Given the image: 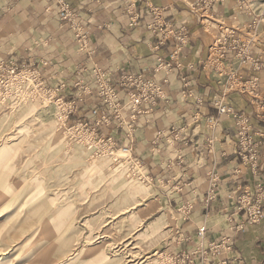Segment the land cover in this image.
<instances>
[{
  "label": "crops",
  "instance_id": "obj_1",
  "mask_svg": "<svg viewBox=\"0 0 264 264\" xmlns=\"http://www.w3.org/2000/svg\"><path fill=\"white\" fill-rule=\"evenodd\" d=\"M69 1L84 21V43L48 1L0 0V58L35 63L46 82L66 86L67 97L80 91L76 81L84 79L94 85L90 71L94 64L113 77L142 72L162 83V96L143 103L130 140L117 128H107L117 141L130 143L132 155L145 163L152 177L147 187L141 185V199L129 201L124 208L139 205L143 212L127 243L146 227L153 236L160 234L155 246L166 242L177 250L206 247L226 235L231 237L232 248L223 249L210 264L223 260L226 264H264V215L257 223L237 227L245 214L236 198L245 192L255 196L264 183V67L258 71L259 97L238 88L226 92L227 104L251 117L254 142L261 147L255 174L238 154L235 116L219 114L215 104L226 84L210 59V46L225 26L248 36L249 16L239 10L240 1L217 0L205 12L193 0ZM233 12L238 19H232ZM183 23L189 38L177 51L178 40L165 37V27ZM253 40L256 56L264 62L262 32L256 31ZM158 57L171 67L155 71ZM251 66L237 57L233 60V68L247 72ZM86 95L89 107L99 101L95 92ZM210 117L216 119L214 124ZM201 227L204 235L199 234Z\"/></svg>",
  "mask_w": 264,
  "mask_h": 264
},
{
  "label": "rangeland",
  "instance_id": "obj_2",
  "mask_svg": "<svg viewBox=\"0 0 264 264\" xmlns=\"http://www.w3.org/2000/svg\"><path fill=\"white\" fill-rule=\"evenodd\" d=\"M216 1L193 0V3L197 9L205 12ZM239 1V10L249 16L246 24L248 36L244 37L236 27L225 26L218 37L227 40L228 73L225 71L223 75L219 74L226 84L229 73H234V81L228 83L234 84L232 89H239L237 83L254 81L255 90L243 92L259 97L261 87L258 71L264 67V62L256 56L253 35L261 31L264 38V0ZM48 2L57 8L59 15L57 3ZM230 16L233 20L238 19L235 12ZM79 18L82 17L79 15ZM62 21L70 27L69 23ZM168 26L165 27L164 35L167 34ZM178 44L179 41L176 49ZM235 57L241 62H251L250 71L233 68ZM158 59L165 66L168 63L161 57ZM5 60L15 61L19 70L34 65L16 58H0V63ZM159 62L154 67L155 71ZM94 68L102 69L100 71L105 73V81L118 91V99L110 98L107 101L97 93L92 83L84 79L83 82L90 84L93 89L86 91L79 87L80 83L75 84L80 91L73 97L65 96V85L56 93L53 92L55 86L46 82L42 73L38 77L43 83L37 87H6L4 79L0 80V264L212 263L223 249L232 248V243L228 241L231 240L230 236L225 235L220 241H210L219 244L218 248L211 247L209 242L206 247L200 244L193 250H177L169 248L166 242L155 246L160 234L153 236V232L146 227L127 243L128 234L143 212L139 210V205L135 209L124 208L129 201L133 202L137 197L136 200L141 199V187H147L152 177L145 163L132 155L130 143L117 141L107 128H117L130 140L134 122L144 111L143 103L154 102L162 96V92L153 100L143 101L132 118L131 113L134 111L128 107V102L130 91L135 90V87L131 86L130 80L123 82L124 77L130 74L113 77L104 67L94 64L90 69L92 78ZM155 81L162 86V83ZM6 92L8 95L3 97ZM94 92L99 101L89 107V96L86 94L92 95ZM58 96L68 103L58 100ZM80 96L84 97V102H81ZM95 108L99 113L93 111ZM120 114L126 120H119ZM244 114L249 118L254 141L251 117ZM257 145L256 169L245 161L240 153L241 147L238 149L242 163L255 174L259 172L261 160L259 142ZM135 160L141 164L133 162ZM263 184L257 188L261 194H264ZM214 187L215 184L210 193L214 192ZM248 194L251 195L245 192L236 196L239 208L241 198ZM185 206L191 208L189 202ZM262 206L264 210V198ZM240 209L245 214V210ZM121 210L124 211L115 216ZM248 221L245 214V219L237 227L254 223ZM226 240L228 243L223 244ZM204 255L210 257L206 259ZM220 264H226L225 260L220 261Z\"/></svg>",
  "mask_w": 264,
  "mask_h": 264
},
{
  "label": "built area",
  "instance_id": "obj_3",
  "mask_svg": "<svg viewBox=\"0 0 264 264\" xmlns=\"http://www.w3.org/2000/svg\"><path fill=\"white\" fill-rule=\"evenodd\" d=\"M47 1H54L58 5L59 9V15L62 20L69 23L70 27L75 31V35L78 40H85V27H84V21L79 18V14L76 10H74L68 0H47ZM165 37H175L178 41V48L177 51H179L182 47V45L186 44L189 38L188 35V29L187 27L182 24L178 27L174 26H168L167 34L164 35ZM225 37H217V39L214 41V43L210 46V59L211 64L216 65V67L219 68V73L223 75V73L227 70L226 66V58L229 56V48L227 47ZM34 65L28 66L29 68H24L22 70H19V66L15 61L5 60L1 61L0 63V80H3L6 82L5 86L10 85V87H37L42 85V80L38 77L39 73H41L40 68L38 65L33 63ZM168 66V67H167ZM166 67L169 69L171 67V64L168 62L166 66L161 62H159V65L156 68V71H160L161 68ZM95 71V74L93 73V83L95 90L100 96H104L107 101H110V98L118 99V91H116L115 87L105 81V73H101V68H94L92 71ZM101 70V71H100ZM234 73H229L228 80L226 81V86L224 88V92L222 96L216 101V105L218 106L219 114H232L235 116L237 120V136L238 140L240 142V153L242 154L245 161H247L253 169L257 168L258 163V156L256 152V147H258L257 142L253 141L252 135H251V124L249 121V118L240 111L235 110L234 108L228 106L226 103L225 97L226 92L233 88L234 84L229 82L234 81ZM130 80V84L132 87H135V90L130 91L129 96V102L128 107L133 110L134 113H131V117H135V111H139V106L143 101L147 100H153L156 98V96L161 95L162 92V86L156 82L154 79L147 78L143 73L138 74H130L124 77V81L126 82ZM237 80V79H236ZM239 81V80H238ZM80 83V84H79ZM76 84H79V87L83 88L86 91H91L93 88L90 84H85L83 80L77 81ZM64 84H60L55 86L54 91H59L60 88ZM237 86H239V89L241 91H254L255 90V82L249 81L248 83H237ZM58 93V92H57ZM8 92L3 95V97L7 96ZM58 100H63L62 102L68 103L65 101L63 97L58 96ZM81 102H84V97L80 96ZM118 108H116L117 110ZM94 112H98L99 110L97 108L93 109ZM119 120H126L124 115L121 116ZM209 121L211 123H215L216 119L210 117ZM133 162H136L137 164H141L139 161L135 160ZM263 198L264 194H261L260 191L256 193V196L253 198L251 195H247L245 197L241 198V206L240 208L245 210V214L248 217V222H258L261 220L264 210H263ZM201 235H204V228L200 229ZM225 240V239H224ZM211 247L218 248L219 244H216L215 242H210ZM228 243V241H224L223 244ZM222 244V245H223ZM224 246V245H223ZM224 248V247H223ZM206 254H209V252H205ZM210 255H204V258L208 259ZM184 260V258H183Z\"/></svg>",
  "mask_w": 264,
  "mask_h": 264
}]
</instances>
